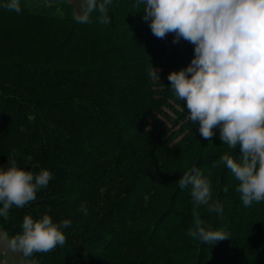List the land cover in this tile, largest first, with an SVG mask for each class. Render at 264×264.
<instances>
[{
  "label": "trees",
  "instance_id": "16d2710c",
  "mask_svg": "<svg viewBox=\"0 0 264 264\" xmlns=\"http://www.w3.org/2000/svg\"><path fill=\"white\" fill-rule=\"evenodd\" d=\"M8 2L0 0V164L12 155L52 179L0 217V228L21 231L25 215L70 219L66 244L34 254L38 264H264V201L245 206L220 164L238 150L215 133L203 139L169 86L194 46L155 37L137 0H113L106 25L96 13L77 23L68 0H48L58 16L26 0L16 13ZM192 166L212 173V199L223 206L222 215L199 208L206 224L230 234L212 246L187 234L191 186L177 180Z\"/></svg>",
  "mask_w": 264,
  "mask_h": 264
},
{
  "label": "clouds",
  "instance_id": "9594fccd",
  "mask_svg": "<svg viewBox=\"0 0 264 264\" xmlns=\"http://www.w3.org/2000/svg\"><path fill=\"white\" fill-rule=\"evenodd\" d=\"M112 2L78 0L73 18L87 25L96 13L98 23L109 24ZM140 5L142 19L155 37L172 34L173 43L183 39L194 46L190 63L168 74L170 89L203 139L211 141L218 128L221 144L238 150V158L225 153L220 164L238 182L236 191L243 204L264 201V0H137V11ZM4 7L21 12L20 0H9ZM159 71L151 66L148 76L160 82ZM211 175L192 166L177 180L180 189L191 186L192 227L187 234L209 246L230 237L201 219L200 206L223 214V206L212 199ZM51 179L49 170L36 173L18 167L9 155L0 164V217L8 219L14 206L23 208L35 201ZM79 210L88 213L85 205ZM71 224L70 219L53 222L48 214L37 219L25 215L21 231L9 234L0 228V264H38L34 254L64 246L63 229Z\"/></svg>",
  "mask_w": 264,
  "mask_h": 264
},
{
  "label": "rangeland",
  "instance_id": "374dc122",
  "mask_svg": "<svg viewBox=\"0 0 264 264\" xmlns=\"http://www.w3.org/2000/svg\"><path fill=\"white\" fill-rule=\"evenodd\" d=\"M29 5L31 6V9L33 11L43 13V10H41V9H42L43 6H46V1L43 0L40 4H36V5L29 4ZM47 11H48V14L47 13H43V14L49 15V16H58V15H61L60 12H59L58 7L55 6V5H53V7H49V5H48ZM167 112H169V111L167 110ZM213 131H214L215 134H217L218 133L217 131H219V130L218 129H214Z\"/></svg>",
  "mask_w": 264,
  "mask_h": 264
},
{
  "label": "crops",
  "instance_id": "0c3cea01",
  "mask_svg": "<svg viewBox=\"0 0 264 264\" xmlns=\"http://www.w3.org/2000/svg\"><path fill=\"white\" fill-rule=\"evenodd\" d=\"M43 0H26L27 4H40ZM46 1V6H43L41 10H43V13H47L48 14V11H47V8H48V5L50 4L48 2V0H45ZM68 2L73 6V13L77 10V7H78V0H68ZM30 6V5H29ZM56 6V5H55ZM49 7H53V5L51 4V6ZM46 8V9H45ZM218 129V128H217ZM219 130V129H218ZM218 132V133H217ZM217 135H219V131H217Z\"/></svg>",
  "mask_w": 264,
  "mask_h": 264
}]
</instances>
